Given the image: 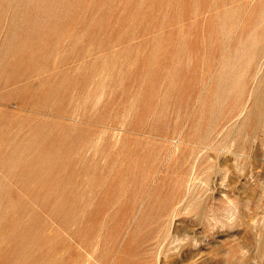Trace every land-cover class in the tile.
<instances>
[{"label": "rangeland", "instance_id": "1", "mask_svg": "<svg viewBox=\"0 0 264 264\" xmlns=\"http://www.w3.org/2000/svg\"><path fill=\"white\" fill-rule=\"evenodd\" d=\"M0 264H264V0H0Z\"/></svg>", "mask_w": 264, "mask_h": 264}, {"label": "bare ground", "instance_id": "2", "mask_svg": "<svg viewBox=\"0 0 264 264\" xmlns=\"http://www.w3.org/2000/svg\"><path fill=\"white\" fill-rule=\"evenodd\" d=\"M232 110H233V109H232ZM230 112H231V111H230ZM238 114H239V113H238ZM235 117H236V115H235ZM233 118H234V117H233ZM226 120H227V119H226ZM223 121H224V120H223ZM219 122H220V121H219ZM228 123H229V122H227V124H228ZM238 123H239V122H238ZM227 124H226V125H227ZM219 127H220V126H219ZM219 127L217 126V128H219ZM224 127L226 128V126H224ZM214 128H215V126H214ZM215 129H216V128H215ZM216 130H217V129H216ZM226 130H227V129H226ZM226 130H225L224 135H226V133H227ZM213 131H214V129L212 130V132H213ZM235 131H236V130H235ZM216 132H217V131H216ZM231 132H232V131H231ZM214 133H215V132H214ZM233 133H234V132H233ZM227 134L229 135V133H227ZM212 135H213V134H212ZM224 135H223V136H224ZM233 135H234V134H233ZM218 136H219V135H218ZM218 136H217V137H218ZM226 136H227V135H226ZM231 136H232V135H231ZM231 136H229V138H230ZM208 137H210V136H208ZM236 137H237V136H235V137H233V138H236ZM205 138H206V137H205ZM221 138H222V137H221ZM221 138H220V139H221ZM227 138H228V137H227ZM229 138H228V139H229ZM233 138H232V140H236V139H233ZM199 139H200V138H199ZM207 139H208V138H207ZM215 139H216V138H215ZM224 139H225V138H224ZM194 140H195V139H194ZM203 140H204V143H205V142H206V141H205L206 139H203ZM237 140L240 141L239 139H237ZM207 141H208V140H207ZM224 141H225V140H224ZM226 141H227V140H226ZM226 141H225V142H226ZM230 141H231V140H230ZM186 142H187V141H186ZM188 142H189V141H188ZM196 142H197V141H196ZM220 142H221V141H220ZM194 143H195V142H194ZM197 143L199 144V142H197ZM201 143L203 144V142H201ZM212 143H213V142L211 141V144H212ZM232 143H233V141H232ZM208 144H210V143H208ZM211 144H210V146H211ZM229 144H231V143H229ZM195 145H196V144H195ZM225 145H226V144H225ZM233 145H234V144H233ZM215 147H216V146H215ZM218 147H219V146H218ZM221 147H222V146H221ZM227 147H228V145H227ZM227 147H226V148H227ZM199 148H201V147H199ZM208 148H209V147H208ZM223 148H224V147H223ZM228 148H229V147H228ZM230 148H232V147H230ZM237 148H238V147H237ZM188 149H189V148H188ZM194 149H195V147H194ZM194 149H193V150H194ZM221 149H222V148H221ZM224 149H225V148H224ZM232 149H233V148H232ZM238 149H239V148H238ZM227 150H228V149H227ZM234 150H236V149H234ZM201 151H202V150H201ZM201 151H199V152H201ZM231 151H232V150H231ZM199 152H198V153H199ZM227 152H228V151H227ZM235 152H236V151H235ZM242 152H243V151H242ZM211 153H212V152H211ZM211 153H210V154H211ZM218 153H219V152H218ZM222 153H224V151H223ZM228 153H229V152H228ZM238 153H239V152H238ZM175 154H176V153H173V154L171 155L170 160H172L173 157L176 156ZM192 154H193V152H192ZM200 154H201V153H200ZM231 154L234 155L233 153H231ZM239 154H240V153H239ZM197 155H198V154H197ZM217 155H218V154H217ZM225 155H226V153H225ZM236 155H237V154H236ZM255 155H256V154H255ZM198 156H199V155H198ZM203 156H204V155H202L201 158H200V157H199V158L202 159ZM210 156H212V155H210ZM228 156H229V155H228ZM239 156H240V155H239ZM212 157H213V156H212ZM222 157H223V156H222ZM234 157H235V156H234ZM223 158H224V157H223ZM223 158H222V159H223ZM230 158H231V157H230ZM236 158H238V156H236ZM200 159H199L198 164H197L196 167H195L196 170H197V167L199 168V165H201V163H202V160H200ZM210 159H211V158H210ZM210 159H209V160H210ZM212 159H213V158H212ZM225 159H226V158H225ZM216 160H217V159H216ZM228 160H229V158H228ZM238 160H239V159H238ZM190 161H191V159L189 158V159H188V162H190ZM217 161L219 162V160H217ZM217 161H216V162H217ZM226 161H227V159H226ZM195 162H196V160H195ZM216 162H215V163H216ZM221 162H222V161H221ZM235 162H236V161H235ZM235 162H234V163H235ZM204 163H205V162H204ZM219 163H220V162H219ZM219 163H218V164H219ZM237 163H238V162H237ZM193 164H194V163H193ZM193 164H192V165H193ZM211 164H213V163H211ZM211 164H209V165H211ZM227 164H229V163H227ZM213 165L215 166V164H213ZM213 165H212V166H213ZM224 165H225V164H224ZM237 165H238V164H237ZM194 166H195V165H193V169H194ZM217 166H219V165H217ZM221 166H222V165H221ZM226 166H229V165H226ZM226 166H224V168H225ZM191 167H192V166H191ZM206 167L208 168L209 166H206ZM229 167H231V166H229ZM221 168H223V167H221ZM224 168L221 169V170L224 171ZM218 169H219V168H217L216 170H218ZM229 169H230V168H229ZM229 169H228V170H229ZM203 170H204V169H203ZM207 170H208V169H207ZM210 170H211V169H210ZM210 170H209V171H210ZM221 170H220V171H221ZM238 170H239V169H238ZM193 171H194V170H193ZM193 171H192V173H193ZM204 171H205V170H204ZM204 171H203V172L201 171V172H202L203 174H204L205 172H207V171H205V172H204ZM209 171H208V172H209ZM190 172H191V171H190ZM208 172H207V173H208ZM214 172H215V171H214ZM231 172H232V171L230 170V173H231ZM192 173H191V174H192ZM202 173H201V174H202ZM210 173H211V172H210ZM221 173H222V172H221ZM226 173H228V172H226ZM195 174H196V173H195ZM215 174H216V173H215ZM208 175H210V174H208ZM218 175H219V174H218ZM225 175H226V174L224 173V176H225ZM228 175H230V174H228ZM228 175H227V177H228ZM190 176H191V175H190ZM194 176H195V175H194ZM199 176H200V175H199ZM203 176H204V175H203ZM211 176H212L213 178L215 177L214 175H211ZM219 176H220V175H219ZM224 176H223V177H224ZM227 177H226V178H227ZM201 178H202V177H201ZM201 178H200V180H201ZM205 178H207V177H205ZM205 178L203 177V179H205ZM208 178H209V177H208ZM224 178H225V177H224ZM224 178H223V179H224ZM189 179H190V178H189ZM192 179H194V178L192 177L191 180H192ZM217 179H218V178H217ZM194 180H195V179H194ZM209 180H211V179H209ZM212 180H213V179H212ZM198 181H199V180H198ZM203 181H204V180H203ZM205 181H207V180H205ZM205 181H204V182H205ZM213 181H214V180H213ZM218 181H220V180L218 179L217 182H218ZM221 181H222V180H221ZM223 181H224V180H223ZM227 181H228V180H227ZM227 181H224V182L227 183ZM189 182H190V181H189ZM189 182H187V184H189ZM193 182L197 183L199 186H203V184L200 185V184H199L198 182H196V181H193ZM210 182H211V181H210ZM195 183H194V184H195ZM214 183H216V182H214ZM220 183H221V182H220ZM204 184H206V183H204ZM207 184H208V183H207ZM223 184H224V183H223ZM227 184H228V183H227ZM211 185H213V184H211ZM225 185H226V184H225ZM199 186H197V188H196V187H195V188L198 189ZM222 186H223V185H222ZM187 187H189V185H188ZM190 187H191V186H190ZM214 187H215V186H214ZM219 187H220V186H219ZM193 188H194V187H193ZM209 188H210V187H209ZM209 188H208V189H209ZM208 189H207V190H208ZM221 189H222V188H221ZM188 190H190V189H188ZM217 190H218V189H217ZM223 190H224V189H223ZM192 191H193V190H192ZM192 191H191V192H192ZM205 191H206V190H204V192H205ZM211 191H212V190H210V192H211ZM219 191H220V190H219ZM224 191H225V190H224ZM224 191H223V193H224ZM188 192H189V191H188ZM206 192H207V191H206ZM206 192H205V193H206ZM226 192H227V191H226ZM215 193H216V192H215ZM223 193L221 192V194H223ZM186 194H188V193L186 192ZM199 194H200V193H199ZM202 194H203V193H202ZM221 194H220V195H221ZM229 194H230V193H229ZM200 195H201V194H200ZM204 195H205V194H204ZM225 195H226V194H225ZM188 196H189V195H188ZM217 196H218V195H217ZM226 196H228V195H226ZM230 196H231V194H230ZM195 197H196V195H195ZM198 197H199V196H198ZM204 197H205V196H204ZM204 197H202V198H204ZM187 198H188V197H187ZM200 198H201V197H200ZM202 198H201V199H202ZM207 198H208V197H207ZM211 198H212V197H211ZM211 198H210V200H213V199H211ZM213 198H215V197H213ZM216 198H217V197H216ZM223 198H224V197H223ZM226 198H228V197H226ZM229 198H230V197H229ZM232 198L234 199V196H233ZM197 199H198V198H197ZM197 199H196V200H197ZM201 199H200V200H201ZM187 200H188V199H187ZM190 200H191V199H190ZM190 200H189V201H190ZM202 200H203V199H202ZM208 200H209V199H208ZM208 200L206 199L207 202H208ZM222 200H223V199H222ZM185 201H186V200H185ZM192 201H193V200H192ZM192 201H191V202H192ZM206 201H204V202H206ZM219 201H220V199H219ZM227 201H228V200H227ZM234 201H236V198H235ZM182 202H184V200L182 199V195H181L180 198H179V199L174 203V205H173V211H172L173 214L176 213V211L178 210V208L175 207V206H176L177 204H180V203L183 204ZM198 202H200V201H198ZM202 202H203V201H202ZM202 202H201V203H202ZM213 202H214V201H212V203H213ZM193 204H194V203H193ZM198 204H199V203H198ZM216 204H217V203H216ZM229 204H231V203H229ZM217 205H218V204H217ZM184 206H185V205H184ZM194 206H196V203L194 204ZM200 206H201V205H200ZM207 206H208V205H207ZM211 206H214V205H211ZM219 206H220V205H219ZM230 206H231V205H230ZM235 206H236V205H235ZM188 207H189V206H188ZM231 207H232V206H231ZM186 208H187V207H186ZM191 208H193V207H191ZM211 208H212V207H211ZM211 208H210V209H211ZM214 208H215V207H214ZM223 208H224V205H223ZM227 208H228V207H227ZM237 208H238V207H237ZM181 209H184V208L182 207ZM196 209H197V208H196ZM238 209H239V208H238ZM184 210H185V209H184ZM186 210H187V209H186ZM189 210H190V209H189ZM189 210H188V211H189ZM224 210H225V209H224ZM226 210H230V209H226ZM235 210H236V209H235ZM208 211H209V210H208ZM210 211H211V210H210ZM219 211H220V210H219ZM231 211H232V209H231ZM183 212H184V211H183ZM195 212H197V210H196ZM206 212H207V210H206ZM233 212H234V211H233ZM193 213H194V212H193ZM213 213L215 214V211H214ZM221 213H223V212H221ZM235 213H236V211H235ZM194 214H195V213H194ZM207 214H208V213H207ZM207 214H206V215H207ZM210 214H211V212H210ZM210 214H209V215H210ZM214 214H213V217H214ZM224 214H225V212H224ZM226 214H227V213H226ZM177 215H178V214H177ZM177 215H176V216H177ZM202 215H203V213H202ZM211 215H212V214H211ZM232 215H233V214H232ZM215 216L217 217V214H216ZM223 216H224V215H223ZM227 216H228V215H227ZM205 217H207L208 220H209L208 215L205 216ZM213 217H212V218H213ZM218 217H219V216H218ZM218 217H217V218H218ZM210 218H211V217H210ZM219 218H221V217H219ZM226 218H228V217H226ZM169 219H170V218H169ZM195 219H196V218H195ZM214 219H215V218H214ZM230 219H232V218L230 217ZM191 220H192V219H191ZM201 220H202V219H201ZM167 221H168V220H167ZM173 221H174V219H173ZM214 221H215V220H214ZM219 221H220V220H219ZM221 221L223 222V220H221ZM221 221H220V222H221ZM224 221H225V219H224ZM168 222H169V221H168ZM199 222H200V221H199ZM202 222H204V221H202ZM212 222H213V221H212ZM217 222H218V221H217ZM172 223H173V222H171V224H172ZM227 223H228V222H227ZM166 224H167V223H166ZM204 224H205V223H204ZM212 224H213V223H212ZM212 224H211V225H212ZM221 224H222V223H221ZM215 225H216V224H215ZM222 225H224V224H222ZM222 225H221V226H222ZM167 226H168V225H167ZM166 228H167V227H166ZM171 228H172V227H171ZM175 228H176V227H175ZM178 228H179V227H178ZM191 228H192V227H191ZM173 229H174V228H173ZM186 229H187V228H186ZM170 230H171V229H170ZM190 230H191V229H190ZM172 231L175 232L176 230H175V231L172 230ZM188 231H189V229H188ZM191 231H192V230H191ZM170 233L172 234L171 231H170ZM184 233H185V232H184ZM188 233H189V232H188ZM192 233H193V232H192ZM165 234H166V232H165ZM178 234H179V233H178ZM168 235H169V233H168ZM173 235H174V237H175L177 234L175 235V233H173ZM181 235H182V233H181ZM169 236H170V235H169ZM177 236H178V235H177ZM179 236H180V235H179ZM179 236H178V237H179ZM183 236H184V235H183ZM194 236H195V234H194ZM180 237H181V236H180ZM187 237H188V236H187ZM172 238H173V237H172ZM188 238H189V237H188ZM158 239H159V238H158ZM174 239H175V238H174ZM181 239H183V238H181ZM184 239H185V238H184ZM165 240H167V239H165ZM176 240H177V239H176ZM176 240H173V241H176ZM178 240H179V239H178ZM178 240H177V241H178ZM186 240H188V239H186ZM177 241H176V242H177ZM179 241H182V240H179ZM183 241H185V240H183ZM169 242H170V241H169ZM173 243H174V242H173ZM178 243H179V242H178ZM181 243H183V242H181ZM164 244H165V243H164ZM174 244H175V243H174ZM176 244H177V243H176ZM176 244H175V245H176ZM189 244H190V243H189ZM180 246H181V245H180ZM160 247H161V246H160ZM162 247H164V245H163ZM165 247H166V246H165ZM167 247H169L168 243H167ZM173 248H174V247H173ZM178 248H179V247H178ZM176 249H177V248H176ZM162 250H163V248L161 249V251H162ZM165 250H166V249H165ZM165 250H163V251H165ZM171 250H173V249H171ZM178 250H179V249H178ZM166 252H167V251H166ZM170 252H171V251H170ZM161 253H162V252H161ZM161 253L158 252V255L161 254ZM163 253H164V252H163ZM163 253H162V255H163ZM180 253H181V252H180ZM167 254H168V252H167ZM160 256H161V255H160ZM163 256H164V255H163ZM162 258H163V257H162ZM157 259H158V258H157ZM158 261H160V260H158ZM162 261H163V260H162Z\"/></svg>", "mask_w": 264, "mask_h": 264}]
</instances>
